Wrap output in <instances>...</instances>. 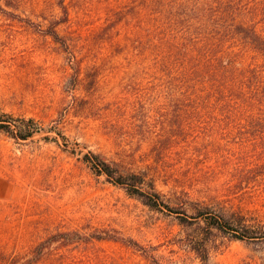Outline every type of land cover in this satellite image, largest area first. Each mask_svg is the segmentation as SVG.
Instances as JSON below:
<instances>
[{
  "label": "rangeland",
  "instance_id": "rangeland-1",
  "mask_svg": "<svg viewBox=\"0 0 264 264\" xmlns=\"http://www.w3.org/2000/svg\"><path fill=\"white\" fill-rule=\"evenodd\" d=\"M0 1V110L35 117L44 128L28 140L0 132V264L9 255L30 257L60 232L78 239L54 243L37 264H150L133 247L91 239L94 232L134 240L161 264H201L190 247L201 237L198 224L182 226L174 213L149 207L82 160L94 151L126 169H146L145 149L128 144L117 110L134 58L107 31L115 10L132 13L145 0H65L66 22L59 0ZM260 20L264 28V15ZM53 25L59 41L48 34ZM51 130L64 137L47 139ZM158 186L166 200L174 198ZM257 220L264 223V211ZM221 240L212 264L264 262V241Z\"/></svg>",
  "mask_w": 264,
  "mask_h": 264
},
{
  "label": "trees",
  "instance_id": "trees-1",
  "mask_svg": "<svg viewBox=\"0 0 264 264\" xmlns=\"http://www.w3.org/2000/svg\"><path fill=\"white\" fill-rule=\"evenodd\" d=\"M58 4L64 15L60 22H66L69 8L65 0ZM260 4V0H145L140 10L119 9L110 15L108 40L124 47L136 69L117 105L121 128L130 146L145 149L146 169H126L94 151L82 160L94 174L149 207L174 213L182 226L198 224L201 237L190 247L201 264H212L219 239L264 241V223L257 220L264 211ZM48 34L59 41L56 26H50ZM43 129L35 117L0 110V132L16 140L33 138ZM51 132L47 139L59 142L64 137L60 130ZM159 183L173 191L172 200L165 199ZM70 236L50 235L30 257L9 255L6 264H37L54 243L77 241ZM91 239L121 242L142 251L150 264H161L134 240L129 243L108 232H94ZM236 264L264 262L242 259Z\"/></svg>",
  "mask_w": 264,
  "mask_h": 264
}]
</instances>
